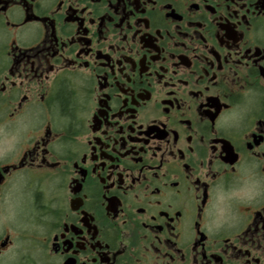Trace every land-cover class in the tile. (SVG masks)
Segmentation results:
<instances>
[{"label": "flooded vegetation", "instance_id": "af4514ba", "mask_svg": "<svg viewBox=\"0 0 264 264\" xmlns=\"http://www.w3.org/2000/svg\"><path fill=\"white\" fill-rule=\"evenodd\" d=\"M0 264H264V0H0Z\"/></svg>", "mask_w": 264, "mask_h": 264}]
</instances>
